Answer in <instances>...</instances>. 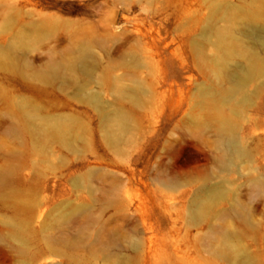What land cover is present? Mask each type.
<instances>
[{
	"label": "rangeland",
	"instance_id": "rangeland-1",
	"mask_svg": "<svg viewBox=\"0 0 264 264\" xmlns=\"http://www.w3.org/2000/svg\"><path fill=\"white\" fill-rule=\"evenodd\" d=\"M263 4L0 0V264H264Z\"/></svg>",
	"mask_w": 264,
	"mask_h": 264
},
{
	"label": "bare ground",
	"instance_id": "bare-ground-1",
	"mask_svg": "<svg viewBox=\"0 0 264 264\" xmlns=\"http://www.w3.org/2000/svg\"><path fill=\"white\" fill-rule=\"evenodd\" d=\"M263 7H264V4H263ZM247 33H249L250 35L258 36L264 40V32H262V30H260V29H257L255 27H250V29ZM19 38L23 44H26V43L34 40L33 37H30L27 35H21ZM218 39L220 42V46L222 47L223 52H224L223 57H222V60H223V59H225L224 55L229 56L232 53L231 49L233 47V44H232V42H229L227 40L224 32L219 33ZM89 57H90V55H89L88 49L86 47H83L78 53L77 60L81 64V66H85L89 60ZM252 68L253 69H262V66L260 64H258L257 62H254L251 65V69ZM235 91H236V88L231 89V92H232V94L230 92L231 98H233V93ZM215 117H217L219 119V121L221 122V124L224 126L229 127L230 125H232L231 120L226 115H224L221 111H216ZM114 120H115V123L117 124L118 128L120 129V131L121 132L125 131V129L127 128L128 117L124 114H121V115H118ZM52 126L59 133H61V132L63 133L64 130L66 129L67 123L62 122V121H54L52 123ZM228 130L229 131H227L228 133H227V139H226V150H227V154L229 155V157L232 158V157H234V156H236L242 152V147H241L240 143L237 141V139L235 138V136L230 133V129H228ZM211 201L212 200H207V201H204L202 205L200 204L201 206L198 205L196 207L195 213L203 211L205 209V206L210 204ZM225 242L226 243H224V244L229 247V250L230 249L235 250V247H236V246H234L235 244L229 243L227 240H225ZM236 252H238V251H236Z\"/></svg>",
	"mask_w": 264,
	"mask_h": 264
}]
</instances>
